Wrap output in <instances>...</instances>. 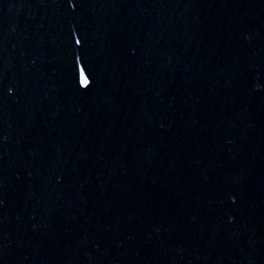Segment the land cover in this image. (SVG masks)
<instances>
[{"label":"water","instance_id":"1","mask_svg":"<svg viewBox=\"0 0 264 264\" xmlns=\"http://www.w3.org/2000/svg\"><path fill=\"white\" fill-rule=\"evenodd\" d=\"M0 264H264V0H0Z\"/></svg>","mask_w":264,"mask_h":264}]
</instances>
